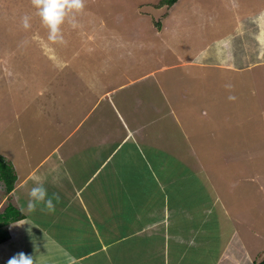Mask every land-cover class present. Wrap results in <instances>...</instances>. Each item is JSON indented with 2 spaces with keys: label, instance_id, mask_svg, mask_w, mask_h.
Instances as JSON below:
<instances>
[{
  "label": "rangeland",
  "instance_id": "1",
  "mask_svg": "<svg viewBox=\"0 0 264 264\" xmlns=\"http://www.w3.org/2000/svg\"><path fill=\"white\" fill-rule=\"evenodd\" d=\"M235 1L84 0L83 10L75 13V27L66 19L60 26L63 42H52L31 0H0V154L20 168L27 166L24 151L41 156L34 152L41 139L33 137L43 130L26 129V136L16 135L13 127L18 130L17 125L27 120L12 125V111L6 109L13 103L15 110L19 103L26 106L24 117L30 107L46 108L48 114L49 107H55L57 119H64L61 110L67 106L68 116L58 123L70 128L99 94L106 111L112 94L123 102L131 94L141 96L145 85L130 80L151 70L181 114L179 123L164 119L158 126L170 127L173 150L181 157L188 156L182 142L194 147L239 223L240 239L232 242V250L239 241L243 253L228 255L224 263L262 260L264 0L233 5ZM25 16L28 28L23 25ZM39 90L46 93L38 94ZM32 123V128L41 124ZM183 192V202L199 204L198 188ZM6 195L1 181L0 205Z\"/></svg>",
  "mask_w": 264,
  "mask_h": 264
},
{
  "label": "crops",
  "instance_id": "2",
  "mask_svg": "<svg viewBox=\"0 0 264 264\" xmlns=\"http://www.w3.org/2000/svg\"><path fill=\"white\" fill-rule=\"evenodd\" d=\"M135 82L145 85L141 96L131 94L123 102L108 94L111 106L106 111L99 94L70 128L58 123L68 116L67 106L61 110L64 119L54 116L55 107L46 106L49 114L46 108L30 107L26 117L21 103L17 110L15 103L6 109L12 111V125L27 120L17 125L18 130L13 127L20 138L26 129L44 133L33 137L41 139L34 146L41 156L24 151L27 166H15L16 186L0 210L10 196L21 211L26 209L34 173L46 177L49 196L58 193L60 200H53L54 212L41 211L40 204L35 212L22 211L23 218L5 226L0 264L20 252L31 256L33 264H227L228 255L241 257V242L232 250L239 223L209 168L189 143L182 142L188 156L181 157L173 150L170 127L158 126L159 120L181 119L168 90L151 70L130 80ZM35 120L41 124L32 128ZM189 187L202 192L197 206L183 202V191Z\"/></svg>",
  "mask_w": 264,
  "mask_h": 264
},
{
  "label": "clouds",
  "instance_id": "3",
  "mask_svg": "<svg viewBox=\"0 0 264 264\" xmlns=\"http://www.w3.org/2000/svg\"><path fill=\"white\" fill-rule=\"evenodd\" d=\"M31 3L36 9V15L40 17L42 24L48 29V40L52 42H63L60 26L68 19V22L75 27V13L82 11L85 6L84 0H31ZM23 25L25 28L30 26L28 16L23 17ZM29 179L33 186L27 188V207L22 211L35 212L37 206L42 204L41 211L54 212L53 200L59 202V194L52 193L49 196L47 188L44 186L45 176L34 173ZM7 264H33V258L20 252L11 257Z\"/></svg>",
  "mask_w": 264,
  "mask_h": 264
},
{
  "label": "trees",
  "instance_id": "4",
  "mask_svg": "<svg viewBox=\"0 0 264 264\" xmlns=\"http://www.w3.org/2000/svg\"><path fill=\"white\" fill-rule=\"evenodd\" d=\"M177 0H161L162 3L173 4ZM0 180L4 182L6 193H10L16 186L17 174L14 166L8 162L4 155L0 154ZM25 214L9 200L3 211L0 212V237L6 235L3 229L5 226L14 220L21 219ZM255 264H264V258L260 261H256Z\"/></svg>",
  "mask_w": 264,
  "mask_h": 264
}]
</instances>
